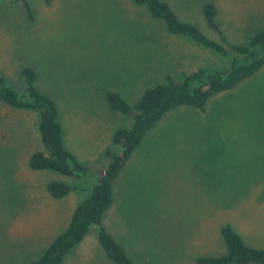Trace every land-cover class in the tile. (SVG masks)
<instances>
[{
    "label": "rangeland",
    "instance_id": "obj_1",
    "mask_svg": "<svg viewBox=\"0 0 264 264\" xmlns=\"http://www.w3.org/2000/svg\"><path fill=\"white\" fill-rule=\"evenodd\" d=\"M176 17L227 44H245L264 28V0H162ZM0 0V75L19 94L23 66L52 99L66 150L82 165L72 175L33 170L43 151L37 113L0 101V264H27L62 231L114 150V130L131 115L112 110L104 94L132 104L145 88L197 68H226L225 57L167 31L131 0ZM211 3L215 28L201 6ZM70 186L62 198L45 188ZM103 227L133 264H197L219 255V228L228 224L243 243L264 249V65L203 109L179 105L142 136L113 181ZM60 264H115L95 225ZM252 264V263H248Z\"/></svg>",
    "mask_w": 264,
    "mask_h": 264
},
{
    "label": "trees",
    "instance_id": "obj_2",
    "mask_svg": "<svg viewBox=\"0 0 264 264\" xmlns=\"http://www.w3.org/2000/svg\"><path fill=\"white\" fill-rule=\"evenodd\" d=\"M19 1L28 11L25 0ZM131 1L143 5L149 15L161 20L170 33L185 36L223 57L228 55L227 50L233 55L228 58L226 68H197L182 74L179 79L167 75L164 82L145 88L132 104L127 103L114 91L105 92L104 99L109 108L124 115H131L130 125L113 131L111 143L115 149L104 151L107 161L90 191L73 208L65 228L48 243L36 259L27 264H60L65 254L83 238L91 225L96 226L98 242L113 263L133 264L124 248L101 223L104 211L113 200V181L129 154L140 142L143 134L164 113L179 105L203 109L212 95L231 89L264 65L263 27L255 31L245 44H227V47H224L203 34L193 24L179 20L165 1ZM201 14L207 26L215 28L216 10L211 3L201 6ZM20 74L25 87L22 94L10 88L5 78L0 75V101L13 108L34 110L37 113L36 129L44 150L30 154L28 167L33 170H50L66 176L83 169L63 145L56 106L51 98L36 87L35 71L29 66H23ZM45 188L55 199L64 197L71 189L69 185L56 180L47 182ZM219 232L223 252L219 255L199 257L196 259L197 264H264V249L244 244L228 224L221 225Z\"/></svg>",
    "mask_w": 264,
    "mask_h": 264
}]
</instances>
